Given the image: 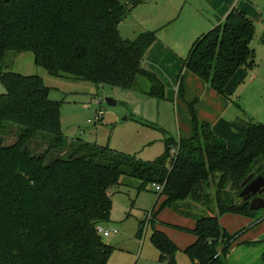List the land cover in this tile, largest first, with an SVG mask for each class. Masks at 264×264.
<instances>
[{
    "label": "trees",
    "instance_id": "16d2710c",
    "mask_svg": "<svg viewBox=\"0 0 264 264\" xmlns=\"http://www.w3.org/2000/svg\"><path fill=\"white\" fill-rule=\"evenodd\" d=\"M140 1L0 0V264H106L113 247L95 227L110 222L115 187L132 185L138 193L158 184L162 205L194 216L193 227L184 228L195 238L184 252L195 264H225L244 230L226 231L219 215L244 214L252 222L261 217L264 209H248L238 192L249 173L264 176V122L245 119L244 143L234 152L196 117L190 101L191 136L174 138L160 128L164 151L144 161L65 137L61 101L48 98L41 77L1 69L6 51L28 50L49 75L137 89L159 100L163 83L141 65L156 30L124 38L117 28ZM254 28L243 10L231 7L193 40L182 67L224 93L236 68L255 64ZM143 78L148 83L141 87ZM13 130L15 140L5 145L2 137ZM196 204L203 207L199 214ZM149 238L158 258L173 264L176 246L167 236L153 229Z\"/></svg>",
    "mask_w": 264,
    "mask_h": 264
},
{
    "label": "rangeland",
    "instance_id": "374dc122",
    "mask_svg": "<svg viewBox=\"0 0 264 264\" xmlns=\"http://www.w3.org/2000/svg\"><path fill=\"white\" fill-rule=\"evenodd\" d=\"M143 1L147 2L146 9L151 13V20L154 22L162 4L157 0ZM181 4L180 2L176 10ZM247 5V15L255 27L250 42L255 64L246 69L247 72L252 71L255 76L242 79L231 91L224 89V93L216 92L215 97L218 101L212 99L210 103L213 107L210 108L216 110L214 108L220 106V100L227 102L229 105L225 113L235 115L233 117H236L235 120L239 124L247 118L264 122V0H247ZM140 7L134 9L135 13H130L119 26L122 34L129 35L127 36L129 38L146 27L143 23H138L139 17H136ZM1 69L41 77L43 84L48 87V98L61 101L59 118L65 137H78L125 154H135L145 161L160 156L164 151V135L160 128L174 138L191 136V118L185 99L181 100L182 112L178 106L177 119L171 98L157 100L153 97H144L137 89L127 90L107 84L95 86L91 81L84 79L49 75L44 67L33 61L32 53L28 50L6 51L1 59ZM141 82H143L140 84L141 87L148 83L144 78ZM3 91L4 86L0 81V93ZM106 98L113 99L114 103L108 104ZM192 103L194 105V101ZM97 110L100 117L94 120ZM198 119L203 121L202 118ZM2 139L5 145L15 140L14 130ZM115 188L117 189L111 197L109 212L111 221L104 227L115 229L117 232L102 237L113 247L106 264H168L160 261L158 250L150 241L149 236L153 229L164 233L176 246L173 264H195L184 252V249L194 241V239L191 242L187 241L188 236L194 235L184 228H189L186 226L189 219L185 214L162 205L164 197L157 199V192L150 184L138 193L132 185ZM234 214L229 212L225 215L226 225L230 229L235 227L232 222L236 216ZM148 215L150 219L153 217V223L148 221L146 224L145 219ZM139 222H143V227L137 234ZM223 226L228 232L238 230L229 231L225 225ZM248 228L243 227L244 230Z\"/></svg>",
    "mask_w": 264,
    "mask_h": 264
},
{
    "label": "crops",
    "instance_id": "0c3cea01",
    "mask_svg": "<svg viewBox=\"0 0 264 264\" xmlns=\"http://www.w3.org/2000/svg\"><path fill=\"white\" fill-rule=\"evenodd\" d=\"M157 1L162 6L156 13L154 22L151 20V13L146 9L147 2L143 0L131 6L125 16L126 18L130 13H135L133 12L134 9L141 6L137 10L138 16L136 17H139L138 23H143V25L148 27L143 26L144 28L141 31L156 30L155 40L152 41L142 54L141 65L155 73L163 83L164 97L161 99H172L175 105V118L177 117L178 106L182 112V99H185L186 102L194 101V110L197 118H202L205 122L207 121L212 132L224 138L227 148L234 152L238 151L241 149L245 139L244 121L242 124H239L235 120L236 117H233L235 115L226 114L225 111L229 104L222 100H220V106L214 108L216 110L211 109L210 106L212 107V105L210 103H212V99L218 101L215 97L216 91L197 75L183 68L182 61L187 55L193 40L204 31L215 26L231 7L235 6L243 10L247 15V0ZM125 2H129V0ZM180 2L182 4L176 10ZM125 18L117 24L119 34L124 38L129 35L122 34L119 26ZM254 76L255 74L252 71L250 73L247 72L246 68L238 67L226 83L225 90L231 91L242 79L246 77L253 78ZM178 78H180V86ZM143 96L152 98L146 94ZM202 210V206L198 204L194 205L193 212L199 214ZM226 213L229 212H224V214L218 216V223L223 228V225L229 231L236 229L240 231L245 226L249 228L240 231L235 242L229 247L225 255V264H264V210L262 212L258 211L261 217L255 220V222H252L254 220L253 217L235 213L234 215L236 216L232 219L235 227L231 229L226 225ZM186 217L189 219L186 226L189 228L193 227L194 216L186 215ZM241 226L242 228H240ZM194 237L188 236L187 241H193ZM260 255H262L261 258ZM160 261L170 264L166 259Z\"/></svg>",
    "mask_w": 264,
    "mask_h": 264
},
{
    "label": "water",
    "instance_id": "95a60500",
    "mask_svg": "<svg viewBox=\"0 0 264 264\" xmlns=\"http://www.w3.org/2000/svg\"><path fill=\"white\" fill-rule=\"evenodd\" d=\"M108 104H113L114 100L106 98ZM241 189L238 194L241 200L247 201L248 209L253 211L264 209V176L253 173L246 175L240 183Z\"/></svg>",
    "mask_w": 264,
    "mask_h": 264
},
{
    "label": "built area",
    "instance_id": "2783aa9c",
    "mask_svg": "<svg viewBox=\"0 0 264 264\" xmlns=\"http://www.w3.org/2000/svg\"><path fill=\"white\" fill-rule=\"evenodd\" d=\"M100 117V113L99 111L97 110L96 111V114L94 116V120H98V118ZM171 152H174L173 149H171ZM152 186L154 187L155 190H160L161 187L158 185V184H152ZM150 219V216L148 215L145 219L146 221V224H147V221ZM95 229H97V231L103 236V237H106L112 233H116L117 231L115 229H107L106 227H104L103 225H96Z\"/></svg>",
    "mask_w": 264,
    "mask_h": 264
}]
</instances>
